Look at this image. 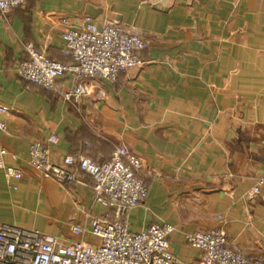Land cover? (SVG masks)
Masks as SVG:
<instances>
[{"label":"crops","instance_id":"0c3cea01","mask_svg":"<svg viewBox=\"0 0 264 264\" xmlns=\"http://www.w3.org/2000/svg\"><path fill=\"white\" fill-rule=\"evenodd\" d=\"M86 17L141 36V67L115 82L86 80L89 94L74 105L18 78L28 45L67 63L62 20L77 28ZM58 85L68 91L69 76ZM0 104L9 108L4 162L22 171L8 180L0 170V226L70 242L81 239L73 225L102 212L89 176L66 185L30 168V145L54 135L45 146L57 165L74 153L103 163L117 146L141 160L147 197L128 225L170 224L181 264L202 256L185 236L212 228L264 260V199L249 195L264 174V0H26L0 15Z\"/></svg>","mask_w":264,"mask_h":264},{"label":"built area","instance_id":"2783aa9c","mask_svg":"<svg viewBox=\"0 0 264 264\" xmlns=\"http://www.w3.org/2000/svg\"><path fill=\"white\" fill-rule=\"evenodd\" d=\"M25 1L0 0V15L6 18ZM66 23L62 20V56L69 61L57 62L33 46H25L24 57L15 67L19 79L74 105L89 94L86 80L115 82L120 74L141 67L140 53L148 47L141 36L117 24L99 27L88 17L77 28ZM65 76L71 82L66 92L58 85ZM8 113L9 108L0 104V135L7 130L4 118ZM56 142L57 137L52 135L45 142L32 143L28 150L30 168L66 185L76 182L78 172L89 176L93 182L92 204L103 210L97 215L87 214L88 226L73 225L70 233L81 239L70 242L38 231L0 226V264H181L169 249L168 237L173 232L170 224H153L141 232H133L128 225L127 212L141 206L147 197V186L137 175L142 168L138 157L117 146L103 163L74 153L57 165L45 146ZM7 154L0 145V170L8 180H20L22 171L5 164ZM249 195L264 199V174ZM86 234L94 238L93 243L82 239ZM185 242L201 251L198 264H264L260 255H247L228 241L220 228L187 234Z\"/></svg>","mask_w":264,"mask_h":264},{"label":"trees","instance_id":"16d2710c","mask_svg":"<svg viewBox=\"0 0 264 264\" xmlns=\"http://www.w3.org/2000/svg\"><path fill=\"white\" fill-rule=\"evenodd\" d=\"M43 90V89H42ZM47 91V90H46Z\"/></svg>","mask_w":264,"mask_h":264}]
</instances>
